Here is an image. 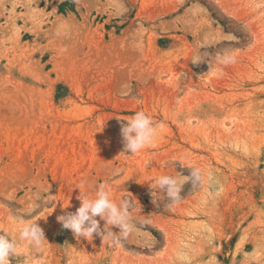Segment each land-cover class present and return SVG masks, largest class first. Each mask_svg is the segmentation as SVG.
I'll list each match as a JSON object with an SVG mask.
<instances>
[{"label": "rangeland", "instance_id": "rangeland-1", "mask_svg": "<svg viewBox=\"0 0 264 264\" xmlns=\"http://www.w3.org/2000/svg\"><path fill=\"white\" fill-rule=\"evenodd\" d=\"M138 111L161 127L131 155ZM102 183L132 204L126 239L58 221ZM20 221L46 240L10 264H264V0H0V234Z\"/></svg>", "mask_w": 264, "mask_h": 264}, {"label": "clouds", "instance_id": "clouds-1", "mask_svg": "<svg viewBox=\"0 0 264 264\" xmlns=\"http://www.w3.org/2000/svg\"><path fill=\"white\" fill-rule=\"evenodd\" d=\"M234 61V57L225 53L221 57V62L228 64ZM199 60L193 63H198ZM127 123L121 126V136L125 152L134 155L146 146L154 143L161 127L154 123L153 119L144 111H138L131 117L125 119ZM188 180L193 187H199L205 183H210L212 174L209 171L205 174L201 167H192ZM186 181H182L176 175H160L153 183L156 188L163 193L172 205L178 204L182 197L180 195L182 187ZM80 206L75 212H68L58 217V221L64 229H69L76 238H85L89 241L94 234L106 237H113L116 241L126 239L133 229L131 208L132 204L127 199L119 202L113 200L106 184H99L94 191L81 193L78 197ZM105 221L103 228L100 221ZM119 229L118 233L113 232L112 228ZM43 229L37 221H20V228L17 236L9 232L0 234V264H10V257H15L20 241L29 242L36 249L43 246L45 241Z\"/></svg>", "mask_w": 264, "mask_h": 264}, {"label": "bare ground", "instance_id": "bare-ground-1", "mask_svg": "<svg viewBox=\"0 0 264 264\" xmlns=\"http://www.w3.org/2000/svg\"><path fill=\"white\" fill-rule=\"evenodd\" d=\"M32 47V46H31ZM35 47V46H34ZM36 53H38V51L36 52ZM40 53V52H39ZM35 53L33 52L32 53V55H34ZM33 57V56H32ZM34 58V57H33ZM34 63L36 64V66H38L39 67V65H40V60H39V57L37 56V58H36V56H35V60H34ZM42 71V70H41ZM40 72V71H39ZM46 77V76H45Z\"/></svg>", "mask_w": 264, "mask_h": 264}, {"label": "crops", "instance_id": "crops-1", "mask_svg": "<svg viewBox=\"0 0 264 264\" xmlns=\"http://www.w3.org/2000/svg\"><path fill=\"white\" fill-rule=\"evenodd\" d=\"M44 3H45V2H44V1H42V5H44ZM7 9H9V6H8V5H7ZM18 23H19V22H18Z\"/></svg>", "mask_w": 264, "mask_h": 264}]
</instances>
